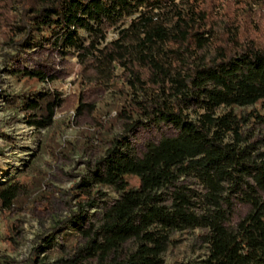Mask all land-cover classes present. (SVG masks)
Wrapping results in <instances>:
<instances>
[{
    "label": "trees",
    "instance_id": "1",
    "mask_svg": "<svg viewBox=\"0 0 264 264\" xmlns=\"http://www.w3.org/2000/svg\"><path fill=\"white\" fill-rule=\"evenodd\" d=\"M107 26L117 35L107 39ZM0 34L12 51L3 59L43 44L91 52L113 98L93 110L98 152L72 174L64 215L24 259L0 252V264H45L38 253L68 224L75 240L59 246L70 264H161L177 233L193 229L201 252L175 264H264V0H0ZM1 95L39 120L65 100L37 88ZM71 99L78 111L80 95ZM149 122L173 132L135 152L129 135ZM22 191L15 177L1 181L0 208ZM234 201L248 208L231 224Z\"/></svg>",
    "mask_w": 264,
    "mask_h": 264
},
{
    "label": "rangeland",
    "instance_id": "2",
    "mask_svg": "<svg viewBox=\"0 0 264 264\" xmlns=\"http://www.w3.org/2000/svg\"><path fill=\"white\" fill-rule=\"evenodd\" d=\"M117 31V26H107L106 38L116 36ZM85 35L81 33V37ZM3 51L12 53L0 34V182L15 177L23 183V191L9 208H0V252L22 260L37 242L35 235L66 212L65 190L76 178L72 174L82 169L80 160H93L98 152L91 132L96 123L93 110L107 108L113 98L111 86L96 73L100 62L91 52L85 55L82 49H68L62 53L43 44L16 59H3ZM21 69L37 71L43 79L32 81L15 75ZM29 88L56 91L65 100L54 105L52 116L43 120L33 114L31 105L17 111L6 106L1 92L21 97ZM77 94L82 105L75 111L70 106ZM172 132L169 124L149 122L136 127L129 139L134 151L141 152L161 134ZM102 205L100 199L89 207L85 222L96 221ZM247 208L246 203L234 201L228 222L234 223ZM195 230L178 232L179 240L162 252L161 264H175L180 258L201 252ZM65 232V237L56 233L52 245L38 253L45 264H70L69 252L59 245H68L76 236L71 224Z\"/></svg>",
    "mask_w": 264,
    "mask_h": 264
}]
</instances>
